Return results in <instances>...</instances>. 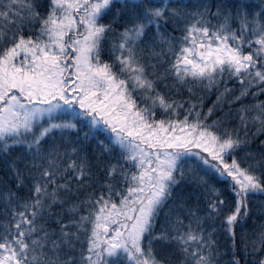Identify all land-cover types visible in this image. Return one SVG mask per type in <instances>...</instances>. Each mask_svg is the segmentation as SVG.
<instances>
[{
    "label": "snow or ice",
    "instance_id": "1",
    "mask_svg": "<svg viewBox=\"0 0 264 264\" xmlns=\"http://www.w3.org/2000/svg\"><path fill=\"white\" fill-rule=\"evenodd\" d=\"M0 264H264V0H0Z\"/></svg>",
    "mask_w": 264,
    "mask_h": 264
}]
</instances>
